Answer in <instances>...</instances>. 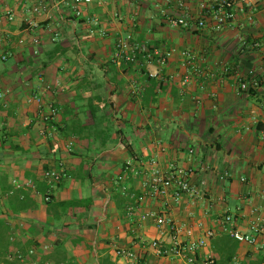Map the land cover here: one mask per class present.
I'll use <instances>...</instances> for the list:
<instances>
[{"label":"crops","instance_id":"1","mask_svg":"<svg viewBox=\"0 0 264 264\" xmlns=\"http://www.w3.org/2000/svg\"><path fill=\"white\" fill-rule=\"evenodd\" d=\"M211 3L93 0L77 17L70 0H0V264H182L144 250L161 237L142 219L152 213L183 240L214 232L197 264H259L264 235L239 244L221 221L230 215L244 230L264 220V0L238 6L221 31ZM179 18L188 26L170 24ZM127 36L175 53L164 68L119 61ZM183 50L201 74L182 65ZM50 107L57 114L44 122ZM171 166L198 194L139 201L146 175ZM60 169L67 176L49 187L44 172ZM121 247L139 259L118 257Z\"/></svg>","mask_w":264,"mask_h":264},{"label":"built area","instance_id":"2","mask_svg":"<svg viewBox=\"0 0 264 264\" xmlns=\"http://www.w3.org/2000/svg\"><path fill=\"white\" fill-rule=\"evenodd\" d=\"M72 3V9L77 17L81 15V11L78 9L81 5H88L92 3L93 0H70ZM253 0H212V3L207 8V14L211 16L214 23V30L221 31L226 23L232 21L236 17V9L238 6L240 8L249 7ZM38 12V9H34ZM8 20H13V15L10 11L7 12ZM173 27H187L188 23L185 19L179 18L170 21ZM37 26V25H36ZM198 26H204V23L200 21ZM38 41L34 40V44ZM175 51L172 49H165L164 47H148L142 44H133L130 37L120 38L116 43V57L119 61H124L130 64L144 65L150 64L155 65L157 68H164L167 63L173 57ZM179 56L182 60V65L188 70L194 68L197 74H201L200 70L197 69L196 56L190 51L183 50L179 52ZM6 55L0 53V62L6 61ZM149 78L159 79L160 74L157 71L151 72ZM183 83L188 84L191 82V77L187 73L183 76ZM241 90L246 91L247 85L242 83ZM57 110L50 107L49 113L43 117L44 122H49L51 118L55 117ZM132 165V161H127L125 164V171L127 172ZM154 165V162H151ZM126 175V174H125ZM66 172L64 169L60 170H49L44 172V179L49 187H53L58 184L63 178H65ZM125 176H120L118 181L121 184V191L126 193L127 186L125 184ZM243 181V179H242ZM13 185L16 188H21V185L17 181H13ZM25 186L35 189L34 185L28 182ZM198 189L192 186L185 178V173L177 174L176 169L171 166L167 174L161 175L157 171L152 170L149 172L148 176L143 183V195L138 199L143 201V199H166L170 196L178 201L183 195L195 196L198 194ZM45 202L50 201L49 194L44 197ZM133 211V206L129 207V213ZM151 217L160 229L161 237L152 240L145 246L144 250H151L153 255L157 258H175L180 259L182 264H197L198 252L203 249L207 240L214 237V232L208 230L204 233V236L197 240H183L181 228L175 226L172 221L166 218L165 214L152 213L147 214L142 217ZM235 221L230 215H226L221 221V227L224 232H226L230 237H232L239 244H245L251 247L258 245V239L261 235H264V220L257 217L250 221L246 228L239 229L234 228ZM166 230L169 233V243L166 242L164 235ZM190 235V231L186 232ZM30 255L33 254V250L28 252ZM116 255L120 258L136 261L139 259V254L128 248H117ZM14 259L20 262H27V259L21 254L17 253ZM212 260L204 262V264H212Z\"/></svg>","mask_w":264,"mask_h":264},{"label":"trees","instance_id":"3","mask_svg":"<svg viewBox=\"0 0 264 264\" xmlns=\"http://www.w3.org/2000/svg\"><path fill=\"white\" fill-rule=\"evenodd\" d=\"M231 260V259H230ZM2 262H6V261H2ZM0 263H1V260H0ZM5 264H9L8 262H6ZM259 264H264V257H261L260 258V262Z\"/></svg>","mask_w":264,"mask_h":264}]
</instances>
